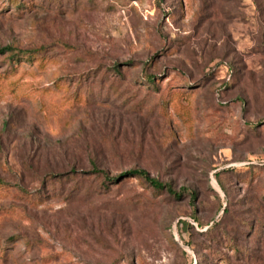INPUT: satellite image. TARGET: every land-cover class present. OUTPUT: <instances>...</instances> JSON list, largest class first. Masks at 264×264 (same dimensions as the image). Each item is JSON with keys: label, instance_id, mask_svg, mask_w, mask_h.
<instances>
[{"label": "rangeland", "instance_id": "obj_1", "mask_svg": "<svg viewBox=\"0 0 264 264\" xmlns=\"http://www.w3.org/2000/svg\"><path fill=\"white\" fill-rule=\"evenodd\" d=\"M0 178V264H264V0H0Z\"/></svg>", "mask_w": 264, "mask_h": 264}, {"label": "trees", "instance_id": "obj_2", "mask_svg": "<svg viewBox=\"0 0 264 264\" xmlns=\"http://www.w3.org/2000/svg\"><path fill=\"white\" fill-rule=\"evenodd\" d=\"M10 50L13 51L12 49H10ZM13 55H14V53H13ZM148 79L151 82V84L155 85L156 80H155L154 75H150ZM92 174L95 177L102 179V185L103 186H106L110 182L113 183L116 181L117 183H120L124 179L136 178V179H139L146 186L150 187L156 195L168 193L169 195L174 196V197H181L183 194H190V196H192V197L196 196V192L190 191L187 188H183L181 191L175 190L171 184H169L167 182H162L160 179L152 176L148 170H146L145 168H142V167H135V168L126 170L125 172H123L122 174H120L118 176L111 177V176H109V174L106 171L101 170L98 167V165L95 162H93ZM0 184H6L2 178H0ZM258 206L256 205V208H258ZM262 206L263 205H260L259 210H262ZM195 218L198 219L196 216H195ZM243 223H245L246 225H248L251 228L253 226L254 227L257 226V223L260 224L263 222H259L258 220H251V221L245 220V221H243ZM183 224H184V226L187 227L189 223L186 221H183ZM256 230H257V227L255 228V231ZM13 239H15V237H12L11 240H13ZM231 245H233V249L235 250L236 254L239 256V259L244 260L246 262H248L251 258L254 260L257 259V256H255L254 254L251 253L249 247H247V248L241 247L240 244L238 245L236 243L234 237H232V244ZM212 252H215V250H212ZM223 257H224L223 259H226L229 261V258L227 256L224 255Z\"/></svg>", "mask_w": 264, "mask_h": 264}]
</instances>
